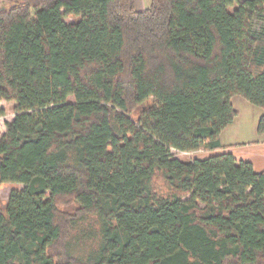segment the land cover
Wrapping results in <instances>:
<instances>
[{"label":"trees","instance_id":"obj_1","mask_svg":"<svg viewBox=\"0 0 264 264\" xmlns=\"http://www.w3.org/2000/svg\"><path fill=\"white\" fill-rule=\"evenodd\" d=\"M256 22L264 0L0 8V264H264V170L220 152L236 96L264 134Z\"/></svg>","mask_w":264,"mask_h":264},{"label":"rangeland","instance_id":"obj_2","mask_svg":"<svg viewBox=\"0 0 264 264\" xmlns=\"http://www.w3.org/2000/svg\"><path fill=\"white\" fill-rule=\"evenodd\" d=\"M15 1L20 0H0V8L10 6ZM150 3L151 0H136V5L139 10L148 7ZM68 21H71V19ZM256 23V28H260L262 25L264 26V22ZM237 99H240L243 103L242 105L239 104V107L236 106L237 109L240 110V115L239 117L237 116L235 124L229 128L227 133L230 135L229 142H237L241 144L236 147V152L239 154L238 156L245 158V154L248 153V149L254 146L252 142L259 137L257 125L260 117L263 115V110L247 102L240 96H237ZM0 109L4 111V115L0 116V134L3 135L6 133L7 124L12 122L16 116L14 112V103L0 101ZM172 154L174 158L187 163L196 159H205L215 153L206 150H199L196 152H181L178 150H172ZM17 188H22V186L17 184H3L0 182V205L5 206L10 193Z\"/></svg>","mask_w":264,"mask_h":264},{"label":"crops","instance_id":"obj_3","mask_svg":"<svg viewBox=\"0 0 264 264\" xmlns=\"http://www.w3.org/2000/svg\"><path fill=\"white\" fill-rule=\"evenodd\" d=\"M236 100V103H235ZM232 103L234 105V108L236 109V111L238 112V117L240 115V110L237 109L236 106L239 107V104L242 105V101H240V99H237V96L234 97L232 99ZM237 119V117L235 118V120ZM233 121L232 124H230L221 134L220 139H221V143L222 145L225 147L224 150L220 151V152H230L234 155V157L238 160V161H247V162H251L254 165V168L257 172H261L262 170H264V134L263 135H259V137H257L256 140H254L252 143L254 144V146L250 147V149H248V153L245 154V158H241L240 156H238L239 154H237V149L236 147L241 145L237 142H229V133L228 130L231 126H233L235 124L236 121ZM219 152V153H220Z\"/></svg>","mask_w":264,"mask_h":264}]
</instances>
